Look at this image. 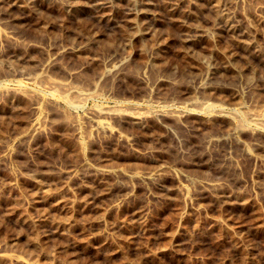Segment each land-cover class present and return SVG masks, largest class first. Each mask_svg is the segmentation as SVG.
<instances>
[{"label":"rangeland","instance_id":"rangeland-1","mask_svg":"<svg viewBox=\"0 0 264 264\" xmlns=\"http://www.w3.org/2000/svg\"><path fill=\"white\" fill-rule=\"evenodd\" d=\"M262 120L264 0H0V264H264Z\"/></svg>","mask_w":264,"mask_h":264},{"label":"bare ground","instance_id":"bare-ground-1","mask_svg":"<svg viewBox=\"0 0 264 264\" xmlns=\"http://www.w3.org/2000/svg\"><path fill=\"white\" fill-rule=\"evenodd\" d=\"M223 16V15H222ZM221 18V17H220ZM235 31V30H234ZM233 31V32H234ZM40 79V78H39ZM55 81V80H54ZM49 82H51V81H49ZM57 82H59V81H57ZM55 83V82H54ZM51 85V84H50ZM71 85V84H70ZM49 86V85H48ZM53 86V85H52ZM56 86V85H55ZM58 86H60V85H58ZM62 86V85H61ZM53 89V88H52ZM65 90V89H64ZM102 90V89H101ZM62 92V91H61ZM58 93H60V92H58ZM82 94V93H81ZM95 94V93H94ZM69 95V94H68ZM78 95V94H77ZM80 95V94H79ZM82 95H84V94H82ZM86 95L87 94H85V97H86ZM103 95V94H102ZM72 96V95H71ZM88 96V95H87ZM92 96V95H91ZM96 96V95H95ZM100 96V95H99ZM82 98H83V96H81ZM84 97V98H85ZM67 98V97H66ZM72 98H74V96L72 97ZM88 99V98H87ZM73 100V99H72ZM75 100V99H74ZM77 101V100H76ZM70 102V101H69ZM206 102V101H205ZM209 102V101H208ZM71 103V102H70ZM212 103V102H211ZM213 104V103H212ZM196 105V104H195ZM206 106V105H205ZM204 106V107H205ZM209 106H211L210 104H209ZM203 107V106H202ZM207 107H208V105H207ZM114 108V107H113ZM131 109V108H130ZM195 109V108H194ZM205 109H206V107H205ZM209 109V108H208ZM207 109V110H208ZM210 109H211V107H210ZM112 110V109H111ZM131 110H133V109H131ZM212 110V109H211ZM124 111V110H123ZM137 111V110H136ZM233 111V110H232ZM233 112H237V111H233ZM98 113V112H97ZM235 114V118L238 120V119H241V120H244V119H246L247 117H252V116H247V115H244V114H236V113H234ZM233 115V114H232ZM252 115V114H251ZM259 116V115H258ZM258 116H254V118H257V119H259V117ZM261 117V116H260ZM249 118V119H250ZM248 119V118H247ZM263 121V120H262ZM238 122H241V121H238ZM264 122V121H263ZM262 122V123H263ZM254 123H255V121H254ZM259 123V122H258ZM238 124V123H237ZM244 124V123H243ZM241 125H242V123H241ZM257 125V124H256ZM243 126V125H242ZM261 126V125H260ZM243 129V128H242Z\"/></svg>","mask_w":264,"mask_h":264}]
</instances>
